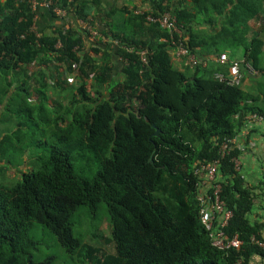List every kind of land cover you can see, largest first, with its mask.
Here are the masks:
<instances>
[{
    "label": "trees",
    "instance_id": "16d2710c",
    "mask_svg": "<svg viewBox=\"0 0 264 264\" xmlns=\"http://www.w3.org/2000/svg\"><path fill=\"white\" fill-rule=\"evenodd\" d=\"M43 1L0 0V123L10 125L0 131V264H55L54 257L35 259L34 223L76 264H254L256 256L264 264V250L253 241L264 240V222L251 219L258 196L232 161L243 152L236 148L224 158L219 152L223 142L241 139L248 115L264 117V90L246 91L214 77L227 72L215 61L224 52L235 58L242 50L260 68L264 29L250 40L243 28L264 18V0H150L151 11L142 14L136 0L120 7L109 0H45L53 18L57 9L74 16L69 27L64 19L50 32L36 23L35 5ZM104 12L103 26H96L101 37L87 47L79 22L98 25ZM165 12L208 67L175 66L169 31L146 19ZM203 23L209 30L199 29ZM108 38L120 45L118 75L112 50L103 47ZM139 49L149 51L148 65ZM66 88L75 89L67 111L53 93ZM48 91L54 120L45 113ZM36 110L57 145L32 157L22 117ZM215 160L222 199L233 214L225 233L244 242L240 251L213 247L200 219L195 172ZM75 161L98 169L84 178ZM7 179L15 183L6 187ZM103 203L114 253L74 235L78 211L95 214Z\"/></svg>",
    "mask_w": 264,
    "mask_h": 264
},
{
    "label": "built area",
    "instance_id": "2783aa9c",
    "mask_svg": "<svg viewBox=\"0 0 264 264\" xmlns=\"http://www.w3.org/2000/svg\"><path fill=\"white\" fill-rule=\"evenodd\" d=\"M48 4V3H47ZM45 5V4H44ZM39 6L38 3L35 5ZM144 11L143 8H139L136 12L137 14H142ZM56 14L65 16V12L57 9ZM147 21L151 23H158L161 28L166 29L170 33V54L175 59L182 63L185 66L196 68L202 66L204 68L208 67L209 60L199 57L195 52H193L190 47L187 45V41L184 38V35L177 24L176 18L171 13H163L159 16H154L149 14L147 16ZM74 21H68L66 19V25L69 27ZM79 25L85 30V33L89 36L90 41L94 43L101 33L97 30L99 25H95L93 20L90 21H81ZM91 34H89L88 32ZM109 43L114 46L120 47L113 38L106 39ZM130 52H134L133 49ZM149 51L147 49H139L138 55L142 63L149 64ZM215 61L219 65L226 67L227 72H217L215 74V79L221 83H226L228 85H236L244 82L248 78H255L260 76L258 69L245 59L232 58L229 52L221 53L216 57ZM258 117H250V119L256 120ZM242 136H247V134H242ZM244 139L246 137H243ZM219 152L224 158L231 154L233 150L239 148L243 154L252 148L246 145L244 142H241V139H232L228 142H223L219 146ZM235 169L240 171L241 169V158H234ZM221 163L219 160L202 166L196 169V175L200 179L199 191H198V201L200 204V219L209 233L213 247L218 250L231 252L233 250L240 251L243 247L244 242L236 235L233 238H230L225 233V228L228 226L229 221L232 217V212L227 209L225 201L222 199V185L218 183L217 175L219 172V167ZM254 243L261 249L264 250V240L253 239ZM238 262L237 264H239Z\"/></svg>",
    "mask_w": 264,
    "mask_h": 264
},
{
    "label": "rangeland",
    "instance_id": "374dc122",
    "mask_svg": "<svg viewBox=\"0 0 264 264\" xmlns=\"http://www.w3.org/2000/svg\"><path fill=\"white\" fill-rule=\"evenodd\" d=\"M256 34L257 33H254L252 35L250 33L248 35V39L251 40L255 37ZM261 37L264 40V34H262ZM262 53L263 55L261 56L260 67L264 69V48L262 50ZM242 57L243 56L241 54L235 56V58L237 59H241ZM121 66H118L117 74L119 71H121ZM177 66L179 65L177 64ZM185 72L188 75L191 74V71L188 69L185 70ZM115 78L116 81L118 76L115 75ZM52 88L53 86L50 87V91ZM262 88L264 90V85H262ZM50 91H48V100L44 102V105L47 108L45 113L49 116L50 120H54L56 113L54 107L52 106L53 98L49 96ZM74 92L75 89L69 88H66L63 91H53V93L60 95L61 98L59 102L60 104L62 103L63 109H66V111L69 108V105L67 104L68 99H70V95H72V93ZM22 118L27 125V129L25 130V132L30 136L28 144L31 143L32 145V148L29 150V154L32 157L49 154L50 148L54 145H57V139L54 138L51 134L50 124L42 120V117L40 116V113L37 110L33 113V116H30L29 113H26L23 115ZM69 118L70 116L68 115V119ZM9 127L10 125L6 124V121L4 120L0 123V131ZM75 165L77 168V174L84 178H91L98 169L94 165L91 167V169L85 168V162L81 163L75 161ZM243 172L244 175H247L249 173L248 168H246V166ZM15 174L16 173H11V175ZM14 183L15 180L11 179H7V181L5 182L6 187L12 186ZM73 222L74 235L76 238L80 239L84 244H90L93 247L101 248L102 251L105 253L115 252L114 243L110 242L112 239V226L106 204H99L95 214H90L89 212H87L86 209L82 208L76 214L75 218L73 219ZM31 236L40 242L38 251L33 253L37 261L39 259L54 257L55 264H76V262L72 260V258L58 243L56 238L47 229L34 223L31 231Z\"/></svg>",
    "mask_w": 264,
    "mask_h": 264
},
{
    "label": "crops",
    "instance_id": "0c3cea01",
    "mask_svg": "<svg viewBox=\"0 0 264 264\" xmlns=\"http://www.w3.org/2000/svg\"><path fill=\"white\" fill-rule=\"evenodd\" d=\"M110 2L114 3L113 5L115 6H123L127 3V0H109ZM108 1L104 0V3H107ZM134 3L137 6H141L142 8L146 9L147 11H151L150 7V0H136ZM173 3H191V0H173ZM40 4V5H39ZM36 7V10H38V15L37 16V24H41L44 28H46V31L48 29V32L53 30L54 26H61L63 25V20L68 19V21H74V16L70 13L67 14L65 12V16H61L56 14L58 18H53L50 13H49V8L48 4L45 2V0L41 3H39ZM45 4V5H44ZM63 11V10H62ZM167 13V12H165ZM171 13V12H168ZM107 12L101 13L99 15V21H97L99 27L101 28L103 25L101 21L105 19ZM172 14V13H171ZM264 18L263 16H260L256 19H252L248 25L249 27L243 28L244 36L248 38V35L251 33L252 35L254 33H261L262 30L264 29ZM209 25L207 24H202L199 29L201 30H209ZM38 28V26H37ZM249 28V29H248ZM45 31V32H46ZM85 35V41H86V46L88 47L91 45V41L89 36L84 32ZM102 43H107V45L103 46L107 49L112 50L115 61H116V67L124 66L123 60L117 56L115 53L119 47L112 45L109 43L106 39L103 40ZM243 51L239 50L236 55H242L243 56ZM235 55V56H236ZM263 55V53H262ZM243 58V57H242ZM182 62L176 60L175 61V66L178 68L177 64L179 65ZM261 65V62H260ZM260 69V70H259ZM258 71L260 72V76L255 77V78H248L244 82L241 83V86L244 90L248 91L250 88H254L257 86V89L263 90L262 85H264V69L263 68H258ZM120 74V71L118 72ZM118 75V74H117ZM259 105H264L263 102H260ZM258 117L256 120L250 119V117ZM248 119L249 123L246 124L245 128L243 129L241 133V142H244L243 137H248L252 142V148L248 149L247 152L242 154L241 156V169L240 172L245 178L247 184L249 186H252L255 188V193L257 194L258 198L256 200V207L253 215L251 216V219L253 221H258V222H264V117L263 116H255V115H248L246 117ZM247 122V120H246ZM242 134H249L248 136H242ZM256 163V164H255ZM248 168L249 173L247 175H244V169ZM219 175V173H218ZM217 175V178H218ZM261 263V258L260 257H255L254 258V264H260Z\"/></svg>",
    "mask_w": 264,
    "mask_h": 264
},
{
    "label": "water",
    "instance_id": "95a60500",
    "mask_svg": "<svg viewBox=\"0 0 264 264\" xmlns=\"http://www.w3.org/2000/svg\"><path fill=\"white\" fill-rule=\"evenodd\" d=\"M159 133H160V130H159V129H157V131H156V133H155V136H158V135H159Z\"/></svg>",
    "mask_w": 264,
    "mask_h": 264
},
{
    "label": "clouds",
    "instance_id": "9594fccd",
    "mask_svg": "<svg viewBox=\"0 0 264 264\" xmlns=\"http://www.w3.org/2000/svg\"><path fill=\"white\" fill-rule=\"evenodd\" d=\"M98 28H100V27H98Z\"/></svg>",
    "mask_w": 264,
    "mask_h": 264
}]
</instances>
